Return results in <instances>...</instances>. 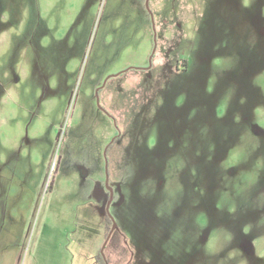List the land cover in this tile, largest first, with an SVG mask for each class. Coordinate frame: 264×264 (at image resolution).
Listing matches in <instances>:
<instances>
[{"label": "rangeland", "instance_id": "1", "mask_svg": "<svg viewBox=\"0 0 264 264\" xmlns=\"http://www.w3.org/2000/svg\"><path fill=\"white\" fill-rule=\"evenodd\" d=\"M97 257L264 264V0H0V264Z\"/></svg>", "mask_w": 264, "mask_h": 264}, {"label": "water", "instance_id": "2", "mask_svg": "<svg viewBox=\"0 0 264 264\" xmlns=\"http://www.w3.org/2000/svg\"><path fill=\"white\" fill-rule=\"evenodd\" d=\"M149 60L151 61V56H150ZM106 148H107V147H105V150H106ZM105 152H106V151H104V154H105ZM105 169L107 170L106 160H105ZM106 183H107V181H106ZM109 190H110V198H111V192H112V190H111L110 188H109ZM103 246H104V243H103V245H102V248H103ZM102 248H101V252H102Z\"/></svg>", "mask_w": 264, "mask_h": 264}, {"label": "trees", "instance_id": "3", "mask_svg": "<svg viewBox=\"0 0 264 264\" xmlns=\"http://www.w3.org/2000/svg\"><path fill=\"white\" fill-rule=\"evenodd\" d=\"M101 258H102V257H101ZM96 260H97V263H98V264H105V260H104L103 258H102V261H103V262H100V261L98 260V257L96 258Z\"/></svg>", "mask_w": 264, "mask_h": 264}]
</instances>
